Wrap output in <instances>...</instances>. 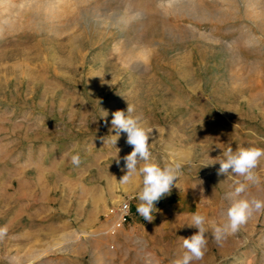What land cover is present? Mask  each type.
<instances>
[{
    "label": "rangeland",
    "instance_id": "1",
    "mask_svg": "<svg viewBox=\"0 0 264 264\" xmlns=\"http://www.w3.org/2000/svg\"><path fill=\"white\" fill-rule=\"evenodd\" d=\"M132 98L135 114L151 100L145 119L175 129L152 147L190 158L151 222L136 211L142 178L120 184L124 161L88 134ZM186 102L197 114L181 126L169 105ZM237 145L264 148V0H0V264H173L196 212L207 246L190 264H264V211L212 238L241 198L242 178L217 174ZM255 171L241 196L264 200V159ZM128 197L121 224L110 210Z\"/></svg>",
    "mask_w": 264,
    "mask_h": 264
},
{
    "label": "clouds",
    "instance_id": "2",
    "mask_svg": "<svg viewBox=\"0 0 264 264\" xmlns=\"http://www.w3.org/2000/svg\"><path fill=\"white\" fill-rule=\"evenodd\" d=\"M109 113L102 110L100 119L107 123ZM111 128L109 135L102 137L104 145L110 143L116 146L121 134H126V143L132 147L130 154L123 157L125 174L119 183L127 185L136 176L142 178V187L138 192L137 213L144 220H153V211L157 210L155 204L169 195L172 188L177 185L179 177L183 174L184 161L172 160L161 167L150 160V134L153 129L146 127L142 114H135L133 105L128 104L127 110H117L112 113ZM114 132L115 134H111ZM119 152V149H118ZM117 152V154H118ZM116 154V163H120V158ZM222 159L218 160L220 167L218 175H235L241 177L235 187V196L241 197L234 200L226 211V222L213 226L212 238L217 242H222L228 235L237 233L241 226L247 223L254 213L264 211V200L257 198L242 197L246 193L249 184L259 182V177L255 171L261 159H264V148L257 146L242 147L237 145L233 150L228 146L222 153ZM71 163L79 166L81 163L79 154L72 155ZM213 165V164H211ZM209 165H205L207 167ZM206 218L199 212L193 213L189 227L195 228L194 234L187 238L181 237L183 248L186 250L182 258L173 261V264H190L191 261L201 260L207 246L205 226ZM7 228H0V237L6 234Z\"/></svg>",
    "mask_w": 264,
    "mask_h": 264
},
{
    "label": "crops",
    "instance_id": "3",
    "mask_svg": "<svg viewBox=\"0 0 264 264\" xmlns=\"http://www.w3.org/2000/svg\"><path fill=\"white\" fill-rule=\"evenodd\" d=\"M119 98H122L121 96H118ZM114 97H111V100L113 101ZM129 104L133 105L134 108H135V100L132 98V100L128 101ZM141 102V100H138L137 103L139 104ZM172 102V101H171ZM176 103V102H174ZM174 103H171V105L173 106H170L169 105V108H171V113L175 116V117H178L180 120L179 122V125L181 126H187L189 125L188 123H186L182 117H180V115L182 114L183 111L186 112L187 115H196L197 111L193 109V106L192 104H190L191 102H186L185 106L183 105H174ZM153 102L151 100H147L144 105H142V110L144 111V113H146V116H148V114H151V112H153V109L152 108V105ZM105 107V106H102V108ZM178 109V111H177ZM183 109V110H181ZM136 110V108H135ZM155 112H158V113H161L162 111L164 110H154ZM211 116L210 117H213L215 115V112H213L214 110H211ZM102 113V112H101ZM170 113V112H169ZM109 116V117H108ZM106 120H107V123H105V120L104 119H100L102 122H100L101 124L98 125L93 131H88V134L89 135H93L94 137L90 138V142L91 143H94V146H95V150L97 151H105V152H118V149H119V152H118V156H120V160H123V156L124 155H128L131 153L132 151V147L130 145H128L126 143V134H121V138L118 140L116 146H113L112 144L108 143L106 145H104V141L101 139L102 137H106L107 135H109V129L111 128V120H112V113L110 115H108ZM145 115L143 116L144 118V121H145V124H146V127L150 128V129H153L152 133L150 134V139H149V143H150V151H159L160 152V155H159V161H161L162 165H165L169 162H171L172 160H183L184 161V165H187L189 163V157L188 155L184 154V153H181V151H184V148L182 147H179V148H172V147H168V143L166 142V140H160V146L158 149H155L152 147V143H154V140L151 138V135H156V136H159V135H166V134H169V133H176L174 130H170L169 128L171 127H165V125H163L160 121L158 124H154V125H151V123L147 120V118L145 119L146 117ZM167 116L169 117V114L168 115H165V117H163L164 119L167 118ZM207 122V121H206ZM208 123V122H207ZM192 124V123H190ZM204 125H206V123H204ZM207 126V125H206ZM174 128V127H172ZM111 134H115L114 132H112ZM162 141V142H161ZM168 149L170 150H173L178 152H174V155L171 154L169 157L167 156V154L165 152H168ZM187 149L189 150H193V147H188ZM161 152H163V154H161ZM120 153V154H119ZM151 158V157H150ZM151 160V159H150ZM183 176V174L181 175ZM180 176V177H181ZM190 176L191 175H185L183 178H186V179H190ZM181 180L178 179V182H177V185L178 187H181ZM183 189H181L182 191ZM187 191V190H185ZM174 194H176L177 192H173ZM189 193V192H188ZM172 194V195H174Z\"/></svg>",
    "mask_w": 264,
    "mask_h": 264
},
{
    "label": "built area",
    "instance_id": "4",
    "mask_svg": "<svg viewBox=\"0 0 264 264\" xmlns=\"http://www.w3.org/2000/svg\"><path fill=\"white\" fill-rule=\"evenodd\" d=\"M132 197L125 198L118 206L110 210V213L116 215L121 224L127 223L132 218Z\"/></svg>",
    "mask_w": 264,
    "mask_h": 264
}]
</instances>
